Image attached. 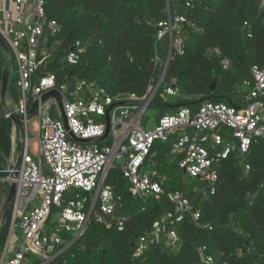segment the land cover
Here are the masks:
<instances>
[{
    "label": "built area",
    "instance_id": "1",
    "mask_svg": "<svg viewBox=\"0 0 264 264\" xmlns=\"http://www.w3.org/2000/svg\"><path fill=\"white\" fill-rule=\"evenodd\" d=\"M14 1V10L0 5V34L15 63L19 93L17 105L6 107V116L25 126L24 149L17 163L0 169V179L4 176L6 182L15 183L11 235L21 229L22 237L13 241L10 235L0 264H30L31 257L36 258L33 264H56L93 222L124 230L130 215L117 214L123 206V195L108 183L109 175L121 168L132 195L161 199L166 194L168 176L152 160L156 140L177 136L172 152L180 156L178 165L187 176L204 184L200 189L204 194L216 192L218 164L232 152L237 153L247 171L251 169L247 160L251 146L256 139L264 138V62L251 67L250 77L243 81L246 92L238 105L210 100L197 110L182 105L160 116L154 128H146L142 118L164 84L171 53L158 81L150 83L144 95L112 94L86 78L59 83L54 71L43 69L62 44L60 40L49 43V36L60 32L59 23L49 18L46 0H32L29 12L25 8L27 0ZM167 1L169 5L172 2ZM194 2L183 0V5L190 9ZM187 21L178 9L169 11L168 18L158 23V39L169 37L171 46L175 45L174 30ZM244 28L248 37H253L248 21ZM86 44L77 40L65 54V61L78 64ZM160 61L157 57L156 64ZM231 64L232 60H223L224 67ZM163 88L165 100L181 94L176 78ZM54 89L62 101L55 96L40 101L30 144L32 120L25 117L35 100ZM108 126V136L100 140ZM72 134L99 140L82 142ZM167 196L174 208L138 238L136 256L154 245L178 250L182 244L178 226L188 214L200 225L202 212L184 191L174 190ZM197 250L200 264H214L206 245Z\"/></svg>",
    "mask_w": 264,
    "mask_h": 264
},
{
    "label": "trees",
    "instance_id": "2",
    "mask_svg": "<svg viewBox=\"0 0 264 264\" xmlns=\"http://www.w3.org/2000/svg\"><path fill=\"white\" fill-rule=\"evenodd\" d=\"M176 9L188 20L174 30L180 48L171 46L169 37H157L158 23ZM46 10L60 25L49 43L62 44L43 69L54 71L59 83L86 78L112 94L144 95L148 85L158 81L171 53L164 84L154 99L157 120L182 105L197 110L208 100L238 105L251 67L264 62V0H195L190 9L183 0L170 5L167 0H46ZM245 21L252 25L253 37H248ZM77 40L87 44L78 64L71 65L64 57ZM225 59L232 60L231 66L224 67ZM1 60L0 50V68ZM174 78L181 94L165 100L163 85ZM7 128L5 124L0 131L3 147L10 143ZM176 139L156 140L152 147L153 162L168 176L166 194L161 199L134 196L121 168L112 170L108 183L123 195L117 214L130 215L129 223L119 230L93 222L56 264H200L201 245L208 247L214 264H264V138L251 146L249 171L236 152L219 162L214 194H204L200 190L204 184L179 167L180 156L172 152ZM174 190L184 191L201 210L200 225L188 214L178 226L182 239L178 250L154 245L136 256L138 238L174 208L167 196ZM9 226L10 221L0 234L2 250Z\"/></svg>",
    "mask_w": 264,
    "mask_h": 264
},
{
    "label": "rangeland",
    "instance_id": "3",
    "mask_svg": "<svg viewBox=\"0 0 264 264\" xmlns=\"http://www.w3.org/2000/svg\"><path fill=\"white\" fill-rule=\"evenodd\" d=\"M15 5H12V9L14 10ZM9 55L8 53H6V58H8ZM15 64V63H14ZM2 85H1V81H0V131L2 130L3 126L6 124L8 125V131L9 133H11V128L12 126H14L13 122L11 119H9L6 116V107L9 106L10 104L7 103V100L5 98L2 97ZM13 93V92H12ZM12 98L14 99L15 102V106L17 105L18 102V98H19V93L17 91V93H13L12 94ZM159 110L156 107L151 106L149 108V110L145 113V115L142 118L143 123L145 124L146 128H154L157 124V114H158ZM33 121L30 122L29 124V132H30V144H32V142L34 141V133H33ZM18 127V137L21 136L22 134L25 135V126L24 125H16ZM24 130V131H23ZM21 145V143H20ZM20 151H17L16 154H19ZM13 154V153H12ZM16 160V159H15ZM14 158L11 157V155H8L5 152V149L3 146H0V162H2L5 167L11 165L13 162H15ZM119 164V163H118ZM4 176H1V178H3ZM8 200V194H7V190L5 187V182L3 181V179L0 180V234L2 233V231L4 230L6 224L8 221H10V226H9V232H11V216L10 214L8 215L5 223H4V216H5V207H6V202ZM19 237H22V230L21 229H17L16 234H13V241H17V239ZM4 249H0V258H1V254L3 253ZM36 258L31 257V261L30 264H33L35 262ZM37 263H39V261H37Z\"/></svg>",
    "mask_w": 264,
    "mask_h": 264
},
{
    "label": "crops",
    "instance_id": "4",
    "mask_svg": "<svg viewBox=\"0 0 264 264\" xmlns=\"http://www.w3.org/2000/svg\"><path fill=\"white\" fill-rule=\"evenodd\" d=\"M13 4L15 5L14 0H0V5L4 8L12 9ZM25 8H26L27 12L31 11L33 8V1L27 0ZM0 50L2 52V60H1V68H0V81H1L2 89H3L4 73L7 71L9 74V82H8L6 94L4 96L2 95V97L5 98L7 100V103H9L10 105H15L14 99L12 98V94L17 93L18 88H17V73H16V69H15L14 60L11 56V52H10L9 48L8 49H6L5 47L2 48L0 45ZM6 53H8V55H9L8 58H6ZM1 94H2V92H1ZM31 120L33 122L35 121L34 118ZM13 124H14V126H12V128H11V130H12L11 133H9V131H8L9 128H7V133L9 135V142L10 143L8 146L4 147L5 152L8 155H11V157H13L14 160L16 159L15 162H13L11 165H13L19 161V157H20V155L24 149V144H23V139H22L23 134L18 137V135H19L18 127L16 126V125H21V124H18L16 122H13ZM0 141H1V138H0ZM20 143H21V145H20ZM0 146H2L1 142H0ZM17 151H20L19 154H16ZM0 165H1L0 168H3V169L11 166V165H9V166L5 167V165L2 162H0ZM1 179H3V181L5 182V187H6L7 194H8L9 193L8 183L6 182L4 177ZM12 203H13V200H12ZM10 216H11V213H10ZM11 220H12V216H11ZM10 235H11V232H9V234H8L7 242L9 241ZM11 237L13 238V234L11 235ZM7 242L5 244L4 250L6 249Z\"/></svg>",
    "mask_w": 264,
    "mask_h": 264
},
{
    "label": "water",
    "instance_id": "5",
    "mask_svg": "<svg viewBox=\"0 0 264 264\" xmlns=\"http://www.w3.org/2000/svg\"><path fill=\"white\" fill-rule=\"evenodd\" d=\"M0 42L3 44V46L8 49V46L6 44V41L4 40V38L2 37V35L0 34ZM8 82H9V74L8 72L6 71L4 73V80H3V89H2V95L4 96L6 94V90H7V87H8ZM215 85V84H214ZM50 96H55L57 97V99L59 100V102L61 103L62 101V97L61 95L59 94V92L57 90H51L50 92L48 93H45L43 94L39 99L35 100V102L33 103L31 109L29 110L28 114L26 115V119L27 120H31L33 118H35L37 116V108L39 106V103L40 101H45L46 99H48ZM151 106H155L154 103L151 104ZM109 111L108 110V114H107V119L109 120ZM17 122L18 124L21 123L20 120L17 119ZM109 134V126L107 128V132L106 134L100 138V140L102 139H105ZM72 136L78 140V141H82V142H92V141H97L99 139H80V138H77L76 136H74L72 134ZM8 186H9V193H8V200H7V203H6V207H5V216H4V223L8 217V215L11 213V206H12V200L14 198V194H15V183L12 182V181H8ZM8 243V242H7Z\"/></svg>",
    "mask_w": 264,
    "mask_h": 264
}]
</instances>
